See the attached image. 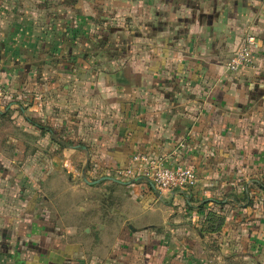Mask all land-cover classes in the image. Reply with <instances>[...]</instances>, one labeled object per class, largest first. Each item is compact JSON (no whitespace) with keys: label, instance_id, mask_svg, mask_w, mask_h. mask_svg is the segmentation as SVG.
I'll return each mask as SVG.
<instances>
[{"label":"crops","instance_id":"0c3cea01","mask_svg":"<svg viewBox=\"0 0 264 264\" xmlns=\"http://www.w3.org/2000/svg\"><path fill=\"white\" fill-rule=\"evenodd\" d=\"M73 1H40L77 20L55 62L21 13L0 17V264L264 255V0ZM248 34L255 67L229 70ZM142 153L192 167L197 185L120 174ZM213 213L223 224L202 233Z\"/></svg>","mask_w":264,"mask_h":264},{"label":"rangeland","instance_id":"374dc122","mask_svg":"<svg viewBox=\"0 0 264 264\" xmlns=\"http://www.w3.org/2000/svg\"><path fill=\"white\" fill-rule=\"evenodd\" d=\"M40 1L43 0H0V17L3 19L5 17H13V14L6 13L10 10L12 12L16 11L21 13V15L17 18L21 21L24 20V24L28 28V30H25V33L30 36L32 40H34L37 36L35 40L36 44H46L44 46H41L42 48H40V51L43 52L44 56H46L47 59H54L55 62L57 59H60V55H62V44H64L66 47L68 46V43L71 42V40H65L64 33L68 34L70 32H73L74 26L72 25H76L77 20H75V18L74 20L73 18H70L72 17V12L67 9L71 8H63V6H61V9L56 10L55 6H52L51 8H49L51 10L44 11L41 10L43 8L40 6ZM54 1L56 3L61 2V0ZM101 1L108 6L113 5L114 3V0ZM123 1L121 0L122 3H124ZM120 6L122 5L120 4ZM80 9L82 13L85 12L89 14L92 6L89 7L88 3H84L80 6ZM71 38L74 39V36ZM62 39H64V41ZM72 45L77 44L73 42L70 46H68L66 48V55L70 53L69 51ZM73 48L74 47H72V49ZM47 59L45 58L43 62L40 63L41 66L43 65L42 69L49 68L47 66L48 62L46 63V61H48ZM33 62L34 61L32 59H27V63L33 64ZM25 95L29 99H34V104H36L38 111L42 110L44 106V99L40 93H30L28 95L27 93H25ZM77 176L79 177L80 174L77 173ZM250 262V264H264V255H254L252 256Z\"/></svg>","mask_w":264,"mask_h":264},{"label":"built area","instance_id":"2783aa9c","mask_svg":"<svg viewBox=\"0 0 264 264\" xmlns=\"http://www.w3.org/2000/svg\"><path fill=\"white\" fill-rule=\"evenodd\" d=\"M258 46L256 38L248 34L232 58L227 68L232 71H245L254 68L257 62L255 48ZM7 94L0 86V100ZM133 165L120 174H140L147 181L153 183L160 190H179L190 192L198 182L196 171L184 165H165L162 159L151 158L148 154H136L132 157Z\"/></svg>","mask_w":264,"mask_h":264},{"label":"trees","instance_id":"16d2710c","mask_svg":"<svg viewBox=\"0 0 264 264\" xmlns=\"http://www.w3.org/2000/svg\"><path fill=\"white\" fill-rule=\"evenodd\" d=\"M79 0H74L72 2L73 5H76V3L78 2ZM41 3L45 4L46 7H50L52 5V3H54V0H43L41 1ZM214 217V218H213ZM214 219V220H213ZM212 221L213 223L210 222V224L206 225L204 228L201 229V232H206V231H219L218 229H220L221 225L223 224L224 222V218L221 217V216H216L215 213L212 214V218L207 219V221Z\"/></svg>","mask_w":264,"mask_h":264},{"label":"water","instance_id":"95a60500","mask_svg":"<svg viewBox=\"0 0 264 264\" xmlns=\"http://www.w3.org/2000/svg\"><path fill=\"white\" fill-rule=\"evenodd\" d=\"M153 184V183H152Z\"/></svg>","mask_w":264,"mask_h":264}]
</instances>
